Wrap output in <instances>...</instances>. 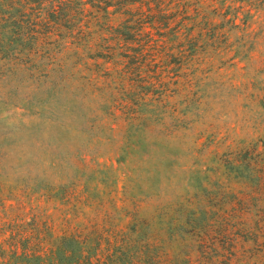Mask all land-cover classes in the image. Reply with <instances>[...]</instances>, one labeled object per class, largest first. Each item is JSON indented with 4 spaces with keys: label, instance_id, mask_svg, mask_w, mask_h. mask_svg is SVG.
Returning a JSON list of instances; mask_svg holds the SVG:
<instances>
[{
    "label": "trees",
    "instance_id": "obj_1",
    "mask_svg": "<svg viewBox=\"0 0 264 264\" xmlns=\"http://www.w3.org/2000/svg\"><path fill=\"white\" fill-rule=\"evenodd\" d=\"M238 2L248 1L0 0V89L18 77L27 90L22 108L38 114L46 102L78 100L87 125L123 122L129 142L165 124L170 99L186 89L182 71L199 50L222 42L225 27L239 28L240 13L250 17L246 6L234 9ZM259 102L263 124L264 98ZM170 113L168 128L182 127L187 113ZM198 152L190 153L203 163ZM224 156L210 160L213 168L229 165L228 179L241 188L218 186L200 227L196 219L187 223L194 236L185 252L172 254L169 241H153L137 211L126 229L95 223L61 235L43 212H7L0 264H264V135Z\"/></svg>",
    "mask_w": 264,
    "mask_h": 264
},
{
    "label": "rangeland",
    "instance_id": "obj_2",
    "mask_svg": "<svg viewBox=\"0 0 264 264\" xmlns=\"http://www.w3.org/2000/svg\"><path fill=\"white\" fill-rule=\"evenodd\" d=\"M246 1L233 5L250 17L240 13V27H225L224 42L200 49L182 71L186 89L170 99L166 125L156 122L129 142L123 122L87 125L78 100L46 102L38 114L22 108L27 90L18 77L0 89V220L43 212L61 235L95 223L126 229L137 211L153 241H169L172 254L187 251L194 236L187 223L200 227L218 186L241 188L228 179L229 165L218 173L210 160L264 135V0ZM174 107L187 113L184 128H168Z\"/></svg>",
    "mask_w": 264,
    "mask_h": 264
}]
</instances>
